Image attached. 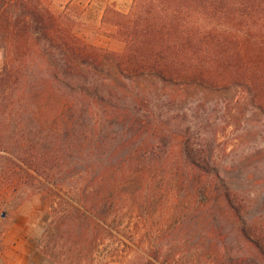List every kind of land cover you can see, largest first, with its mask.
Masks as SVG:
<instances>
[{
	"label": "trees",
	"instance_id": "obj_1",
	"mask_svg": "<svg viewBox=\"0 0 264 264\" xmlns=\"http://www.w3.org/2000/svg\"><path fill=\"white\" fill-rule=\"evenodd\" d=\"M72 6L0 0V153L50 180L63 165L107 199L163 183L145 174L166 168L196 201L184 216L223 204L240 241L226 264H264V0L110 4L106 48L78 35ZM221 125L231 154L216 145Z\"/></svg>",
	"mask_w": 264,
	"mask_h": 264
},
{
	"label": "rangeland",
	"instance_id": "obj_2",
	"mask_svg": "<svg viewBox=\"0 0 264 264\" xmlns=\"http://www.w3.org/2000/svg\"><path fill=\"white\" fill-rule=\"evenodd\" d=\"M108 2L100 0L93 18ZM85 10L72 6L68 16L89 20ZM100 33L106 38L102 25ZM2 64L0 52V72ZM232 130L226 125L218 129L216 145L226 148V154L235 144ZM51 167L50 180L24 165L17 152L0 153V171L6 177H0V235L11 228L19 231L30 253L27 264H226L227 256L237 251L235 227L219 213L223 204L210 205L200 217L184 216L188 206L194 212L196 201L167 184L166 168L145 174L163 183L122 187L107 199L110 188L90 186L63 165ZM98 207L103 215L91 214Z\"/></svg>",
	"mask_w": 264,
	"mask_h": 264
},
{
	"label": "crops",
	"instance_id": "obj_3",
	"mask_svg": "<svg viewBox=\"0 0 264 264\" xmlns=\"http://www.w3.org/2000/svg\"><path fill=\"white\" fill-rule=\"evenodd\" d=\"M133 0H109V2L101 9L97 18H93L96 8L99 6L100 0H49L51 9L55 13H62L67 6L72 4L78 5L80 8L86 9V13H90V19L82 20L77 18L81 24L77 28L78 35L87 43L99 48H106L108 39L101 33V19L103 11L107 5L114 4L115 9L121 13H127ZM22 236H19L17 229H7L0 235V264H27L29 258L25 255L30 254L28 248L22 245Z\"/></svg>",
	"mask_w": 264,
	"mask_h": 264
}]
</instances>
